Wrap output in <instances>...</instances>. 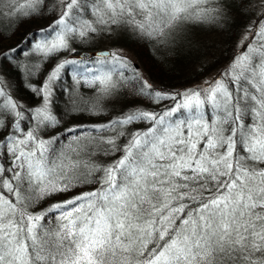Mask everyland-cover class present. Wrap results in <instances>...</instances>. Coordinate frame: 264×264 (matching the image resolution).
Returning a JSON list of instances; mask_svg holds the SVG:
<instances>
[{
	"label": "snow or ice",
	"instance_id": "snow-or-ice-1",
	"mask_svg": "<svg viewBox=\"0 0 264 264\" xmlns=\"http://www.w3.org/2000/svg\"><path fill=\"white\" fill-rule=\"evenodd\" d=\"M248 3L0 0V18L15 17L17 26L49 13L46 26L0 51V64L19 70L17 52H74L72 42L116 29L133 44L170 46L177 32ZM259 4L255 27L227 66L182 90L155 88L120 50L59 61L32 88L42 98L34 109L20 105L0 76V264H264V0ZM69 65L92 95L69 93L66 115L105 114L131 82L129 70L131 95L156 107L61 131L51 97ZM25 112L33 123L22 127ZM49 128L54 134L45 138Z\"/></svg>",
	"mask_w": 264,
	"mask_h": 264
},
{
	"label": "trees",
	"instance_id": "trees-1",
	"mask_svg": "<svg viewBox=\"0 0 264 264\" xmlns=\"http://www.w3.org/2000/svg\"><path fill=\"white\" fill-rule=\"evenodd\" d=\"M244 3L245 0H226V4L228 5H241ZM248 5L249 3L245 4L242 8L228 7L225 10V14L216 21H206L188 27L186 29L187 31L183 32L180 40H174V43L170 46L153 47L152 45L143 46V44H133L128 38L129 33L123 29H116L115 35L112 37L113 39L118 38L120 46H125L132 50L138 60L137 63L147 73L148 81L155 88L174 91L172 88L194 79L189 78L190 76L198 77L197 80H200L206 71L212 69L218 61L222 62L223 59L230 58L235 54V39H237L239 31L244 27V20L252 14V11H247ZM48 16L49 13L46 12V18L27 20L22 26H17L15 17L2 18L0 20V51L16 46L22 36L30 30L46 26L49 23ZM105 34H95L83 42L80 40L74 41V52L63 51L48 57H42L40 54L17 52L15 56L20 64L19 70L8 63L0 64V69L9 77L13 98L23 107L34 109L42 98L36 95L32 88H38L43 85L48 71L59 57L65 56L67 60L77 59L78 57L75 55L77 52L94 49L93 47L96 42L102 40ZM216 43L220 44V46L216 45ZM213 48H217L220 54L213 56ZM131 63L135 65V62ZM71 67L69 65L68 71L61 72L60 78L55 81L53 88L51 112L57 118H62V123L59 126L61 131L64 127L77 123L85 125L104 123L128 108L148 107L151 110L156 107V105H148L141 98L131 95L135 80L131 79L132 72L129 70L125 72V76L129 77L131 82L116 95V98L118 97L119 99L118 108H114V110L107 108L106 113L101 116L77 114L73 118L71 115H66V109L70 104V99L66 96L69 93L66 88V83L70 81L71 76L74 74L71 71ZM28 69L32 70L31 75H28ZM73 85V90L76 94L84 97L92 95V90L85 83L82 82ZM28 115L27 112L24 113L25 119L21 122L22 127L25 124L31 126L33 123L29 121ZM130 127L134 130L135 127H143V125L138 124ZM41 134L47 138L48 135H53L54 132L49 128L44 129ZM101 159L105 163L109 160L107 157H102ZM71 194L68 193L67 195ZM67 195L58 196L57 199L67 198Z\"/></svg>",
	"mask_w": 264,
	"mask_h": 264
},
{
	"label": "rangeland",
	"instance_id": "rangeland-1",
	"mask_svg": "<svg viewBox=\"0 0 264 264\" xmlns=\"http://www.w3.org/2000/svg\"><path fill=\"white\" fill-rule=\"evenodd\" d=\"M260 4H259V0H250L249 1V5L247 6V11H252V14L251 16H249L247 19L244 20L245 24H244V27H242V30L239 31V34H238V37L235 42V45H234V50L236 52L239 51V48H238V45L241 41V38L244 36V34L246 33V31L249 29L250 26H253V21H255L257 19V15L256 13L260 10ZM2 18H0L1 20ZM116 31V30H115ZM115 31H112V32H108L104 35V38L102 40H99L98 42H96L95 46L93 47L94 49L96 48H102V47H106V48H109L110 50H120L121 51V54L126 56L131 62H135V65L138 66V70H139V73L142 77L146 78V80H148L147 78V73L144 71V69L139 65L138 60L137 58L135 57V55L133 54L132 50L131 49H128L127 47L125 46H120L119 45V42H118V38H115L113 39L112 36L115 35ZM187 30H183V31H179L175 34L174 36V40H180V37L183 35V32H185ZM192 44V43H190ZM216 45L220 46V44L216 43ZM71 47L74 48V44L73 42L71 43ZM131 50V51H130ZM233 50V51H234ZM70 54V53H69ZM220 54V51L217 49V48H213V56H216V55H219ZM72 55V54H70ZM233 56V55H232ZM232 57H228L226 59H223L222 62L218 61L217 64L210 70L206 71L205 75L202 76L200 78V80H197L198 77H193V76H190L189 78H194V79H191L187 82H184L182 83L181 85L177 86V87H174L172 88V90H182L184 88H187V87H192L194 85H197V84H202L205 80H210L211 78L215 77L219 72H221L226 66L227 64L230 62ZM211 60V58H209ZM62 60H66V57L65 56H61L59 57V59L53 64V66L50 68V70L48 71L45 79L47 78L49 72L55 67V65L59 62V61H62ZM0 76H3L6 80V82L8 83L9 85V88H8V91L11 95H13L12 93V90H11V85H10V80H9V77L4 73L3 70L0 69ZM44 79V81H45ZM73 84H76V80H75V77H74V74L71 76V79L68 83H66V88L67 90L69 91V93L71 92H74L75 91L73 90V87L74 85ZM54 85H55V82L53 83V88H54ZM73 85V86H72ZM69 93L66 94L67 98L70 99L69 97ZM51 100H52V97H51ZM42 103V99L41 101L35 106L38 107L40 106ZM165 103V102H162V104ZM167 103H170L167 102ZM162 106V105H161ZM51 107H52V104H51ZM119 107V99L118 97L116 98V96L109 102V104L107 105V108H110L111 110H114V108H118Z\"/></svg>",
	"mask_w": 264,
	"mask_h": 264
},
{
	"label": "water",
	"instance_id": "water-1",
	"mask_svg": "<svg viewBox=\"0 0 264 264\" xmlns=\"http://www.w3.org/2000/svg\"><path fill=\"white\" fill-rule=\"evenodd\" d=\"M108 50H110V49L106 48V47L96 48V49H92V50H81V51L76 53V57L82 58L84 56H90L93 53H100V52L108 51Z\"/></svg>",
	"mask_w": 264,
	"mask_h": 264
},
{
	"label": "bare ground",
	"instance_id": "bare-ground-1",
	"mask_svg": "<svg viewBox=\"0 0 264 264\" xmlns=\"http://www.w3.org/2000/svg\"><path fill=\"white\" fill-rule=\"evenodd\" d=\"M76 55V54H75Z\"/></svg>",
	"mask_w": 264,
	"mask_h": 264
}]
</instances>
